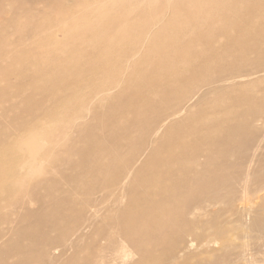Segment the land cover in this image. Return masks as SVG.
<instances>
[{"label":"bare ground","instance_id":"bare-ground-1","mask_svg":"<svg viewBox=\"0 0 264 264\" xmlns=\"http://www.w3.org/2000/svg\"><path fill=\"white\" fill-rule=\"evenodd\" d=\"M208 2L207 14L196 15L193 3L177 4L158 23H124L138 28L115 33L124 45L117 51L101 50V59L89 63L96 70L87 85L46 78L40 71L33 77L18 73L15 85L0 90V125L7 126L0 128L1 244H9L5 236L13 215L45 188L49 203L43 214H59L42 221L58 235H46L40 245L39 257L48 258L46 264H62L59 257L82 246L91 248V256L71 253V264H216L214 249L224 252V264H250L252 212L264 201V0ZM184 17L195 19L193 28L181 24ZM210 30L225 35L229 45L203 38ZM200 38L199 51L185 47ZM236 87L256 89L233 96ZM142 99L147 110L124 127L138 135L134 139L123 132L115 152L92 127L77 122L90 107L102 122L105 109L127 115ZM197 103L206 107L195 117H184ZM220 107L232 114L218 119L202 115ZM48 117L53 119L49 126L40 127ZM57 130H70L71 139L66 147L52 148L65 157L62 166L69 171L58 175L51 170L56 179L35 161L38 153L50 150L48 140L42 145L38 141ZM84 139L89 148L76 154L93 158L95 166L66 158ZM74 172L80 176H71ZM9 198L13 207L3 212L2 201ZM40 212L26 210L18 222ZM239 214L243 240L237 245L227 240L230 228L223 231L227 221L221 217ZM255 222L264 224V219ZM65 234L71 240L63 248ZM199 249L214 256L198 263L194 255Z\"/></svg>","mask_w":264,"mask_h":264},{"label":"rangeland","instance_id":"rangeland-1","mask_svg":"<svg viewBox=\"0 0 264 264\" xmlns=\"http://www.w3.org/2000/svg\"><path fill=\"white\" fill-rule=\"evenodd\" d=\"M152 2L153 0H0V90L5 85H15L18 73L32 76L40 71H44L43 74L46 78L54 79L57 76L62 82L65 80L70 84L73 83L71 82L72 80H77L81 83L86 81L84 84L87 85L88 79L91 78L94 70H96L93 68L94 66H89V63L98 62L101 59V50H108V52H111V50L117 51L124 45V41L117 37L115 33H121L123 30H131L134 33L136 28H138L131 25L126 26L124 23L131 19H137V23H158L167 13L172 12L171 8L177 4L178 6H188L189 3H193L192 9L197 13L196 15L207 14L210 11L208 0H156L154 7L151 6ZM245 5L247 4L242 6L244 7ZM194 22V18L184 17L181 24L187 28H193ZM209 37L215 38L216 45H229L228 38L225 35H218L217 31H207L203 36V38ZM203 38L189 41L185 47L191 51H199L203 47ZM230 44L235 47L239 45L237 43ZM247 46L251 47L253 44L248 42ZM243 53L252 55L250 51ZM224 54L225 52H221L220 56ZM46 61L50 63L47 64ZM38 63L46 66L47 69L42 70L40 68L42 66ZM208 70L210 69L205 72L208 73ZM124 77V80L119 84L120 87L125 85L127 77ZM255 89L236 87L232 90L231 95L249 94ZM231 105L233 106L232 103ZM203 106L206 107V105L201 103L193 105L190 115L187 114L188 116L185 115L184 117L192 116V114L195 117ZM147 107V101L142 99L139 101L136 110L128 111L127 115H122L116 109H105L103 122L95 115L94 109L90 107L82 112L77 118V122L85 123L92 127L93 134L102 137L105 141V147L115 152L116 138L122 136L123 132H129L126 135H131V138L134 137V139L138 135L137 130L124 131L125 123L133 122L137 118V114L146 111ZM234 110L235 108L233 107ZM227 111L220 107L216 110L206 111L202 115L218 119L232 114ZM52 120L51 117L44 118L38 125L40 127L49 126ZM6 127L5 125H0L1 129ZM55 132L51 138L48 137L46 140L41 139L38 141L42 145L48 140L46 146L50 150H45V153L42 151L38 153L35 163L37 165L38 162V166L44 173L56 170L59 173L58 175H60L61 171L63 172L62 174L69 172L62 166L65 157H58V153L53 152L52 148L54 146L58 148L57 144L60 145L59 148H63V145L66 147L71 139V133L70 130H57ZM50 141L52 142L50 143ZM262 142L264 143V140ZM88 148L89 142L84 139L73 147L75 151H71V154L66 158H69L73 163L81 162L85 159L81 166H95L96 161L93 158L76 154L78 149L84 150ZM108 150L107 153L109 152ZM122 152L125 153L126 150ZM262 154L264 156V153ZM259 165L262 166V164ZM257 167L259 168L258 165ZM58 175H54L51 172L50 176L57 179ZM70 175L80 176L77 172L70 173ZM47 195H49L47 189H42L35 197V200L27 203L24 208L18 209L19 215H13L12 229L5 236V241L9 242V244L5 245L1 244L3 241L0 242V250H2L0 264H46L48 258L45 261L39 257L40 245L46 235L52 237L58 235L56 230L44 226L42 221L50 218H59V214L50 213V215L47 214L45 216L48 209L46 211L44 206L49 203V196ZM56 200L57 198L50 200V202L54 203ZM2 202L4 207L2 211L13 207V199H5ZM30 209L33 211L41 210V212L31 218L27 217V219L19 223L18 217ZM111 214L118 215L119 213L113 212ZM240 216L242 215H233L231 217L225 215L221 217V220L227 221L222 225L223 231L230 228L229 232L226 233V236L229 237L227 240H231L237 245H240L243 240V232L237 221ZM253 217L254 221L252 220V224L250 223L252 231L248 234L250 240L248 238L249 254L247 257L249 258L250 256V264H263L261 260L264 256V224L255 222V219L257 217L264 219V201L256 203L252 212ZM212 229L214 230L213 227ZM62 237L63 240L60 239V243L65 248L71 237L68 234L62 235ZM78 248L75 251H68L67 255L61 256L62 258L57 257V261H61L62 264H71V253L73 254L72 256L78 258L86 255L91 256V248L87 249V247L83 246ZM214 252L217 253L216 264H224V252L216 249H214ZM214 252L199 249L194 255V260L202 263L210 256H214ZM54 254L58 256L60 251Z\"/></svg>","mask_w":264,"mask_h":264}]
</instances>
